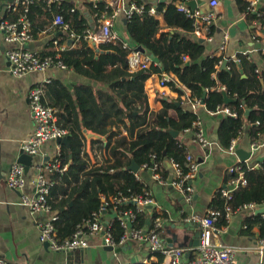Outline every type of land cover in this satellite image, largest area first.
Instances as JSON below:
<instances>
[{
  "label": "trees",
  "instance_id": "1",
  "mask_svg": "<svg viewBox=\"0 0 264 264\" xmlns=\"http://www.w3.org/2000/svg\"><path fill=\"white\" fill-rule=\"evenodd\" d=\"M134 1L145 7L141 13H134L126 21L128 37L133 44L143 47L144 51L151 54L156 62L147 69L135 72L128 71L127 51L120 42L100 44V53L97 54L83 38L87 29L93 30L98 25V15L105 9L110 11L111 7L106 0H59L50 6L41 0H35L28 11L34 32L43 30L55 15L62 16L69 31L76 34V44H70L59 52V59L77 75L104 85L97 89L84 84L69 88L58 79H50L48 84L41 85L44 90L43 101L58 108V124L68 129V145L61 144L59 151L61 162H68V166L63 172L52 174L56 184L54 183L48 195L49 204L58 213V218L54 221L58 239L71 237L77 226L91 220L101 206L102 196L108 197L117 192L143 193L148 190L127 169L131 159L142 168L143 163H151V156L155 154L163 162L165 159L177 161L182 171L187 172L186 148L180 137H173L167 129L181 133L191 126L197 114L176 106L174 101L168 99L161 100L162 107L159 110H150L144 81L151 74H174L177 79L169 83L170 87L180 93V89L174 84V80H177L208 111L227 106L236 112V117L224 115L220 122L218 137L225 147L237 137L245 124L249 128L251 139L255 140L260 134H264V69L259 70L254 60H249L242 54H237L239 62L224 55L207 54L204 42H200L197 39L200 37L193 34L194 18L177 9L176 3H185L187 0H156V7L163 11L162 18L168 28L165 31H160V21L148 12L154 0ZM236 2L243 13L255 19V26L264 31V6L259 7L257 12H251L249 1ZM36 12L47 18L43 20V24L35 18ZM16 14L9 15L8 18L15 19ZM40 54L54 55L55 50L51 46L47 52ZM260 56L264 62L262 51ZM224 60L226 65L220 68ZM224 93L231 99L228 103L224 102ZM171 109L177 112L175 117L170 115ZM116 123L127 127L130 138L114 137L113 133L108 135L107 148L112 156L110 163L106 160L88 165L86 162L81 163V158L73 160L74 151L83 146L82 126L104 134L108 125ZM242 168L246 184L235 188L230 199L221 196L219 192L215 193L209 206L222 213L216 219L217 227L225 225L223 213L226 206L233 211L241 209L246 203L260 204L264 201V160L258 167ZM167 170L164 167L161 171L163 177L167 175ZM133 206L132 203H122L117 209ZM107 210L112 211V206L108 205ZM144 211L136 214L133 226L150 227L146 223ZM156 215L153 212L150 217ZM244 224L246 229L257 224L261 237H264V218L261 214L252 213ZM108 228L115 242H119L125 231L116 215ZM156 255L157 259L148 263L139 261L127 264H162L164 257L162 254Z\"/></svg>",
  "mask_w": 264,
  "mask_h": 264
},
{
  "label": "crops",
  "instance_id": "2",
  "mask_svg": "<svg viewBox=\"0 0 264 264\" xmlns=\"http://www.w3.org/2000/svg\"><path fill=\"white\" fill-rule=\"evenodd\" d=\"M143 1L148 2L149 0ZM196 1L197 9L203 12L214 11L216 16L212 26L211 40H204L200 37L203 39L206 53L224 55L232 60V56L242 54L247 59L254 60L259 70L264 69V62L260 56L262 45L253 39V34L264 35V31L255 26V19L243 13L236 0H219V5L213 10L209 6V0ZM10 2L11 0H0V19L9 14L6 9ZM106 2L113 3L114 0H106ZM128 2L130 0H124V6H127ZM257 5L258 7L264 6V0H257ZM162 12L158 11L155 17L160 21V31H165L168 28L163 21ZM35 18H38L41 24H43V20L47 19L43 14L37 12ZM124 20V11L121 10L112 23V30L118 36L113 43L120 42L122 46L125 41L131 47L138 48L139 46L133 44L129 39ZM52 21L48 22L43 30L33 31L34 38L27 44L28 49L39 54L45 53L53 46L54 40L65 45L63 50L70 44L75 46L74 39L76 40V38L70 37L66 30L54 25ZM97 26L95 25L93 30H96ZM224 36H227V39L224 48H221L220 45ZM259 38L261 37L259 36ZM84 39L97 54L100 53V46L90 43L86 38ZM10 47L11 44L5 42L0 31V257L13 264H127L139 261L148 263L151 260H156L157 255L151 254L145 243L132 237H128L125 242L114 247L113 250H106L101 232L88 237L89 246L84 250L54 251L48 245L40 242L35 223L40 215H32L27 207L21 204L20 198L23 194L33 196L36 165L50 161L57 155L59 157L60 146L64 143L49 140L42 144L37 155H31V161L27 165L19 161L22 154L20 145L30 136L33 129V121L28 108V93L33 86H45L50 79H58L69 88L84 84L97 89L104 87V85L81 77L68 68L35 71L22 77H14L10 73L9 62L5 53ZM159 74L153 73L144 81V91L147 95L149 109L159 110L162 107L161 100L168 99L174 101L176 106H180L184 110L195 112L202 121V129L208 140L206 147H200L192 141V132L187 131V128L176 136L180 137V141L199 163L198 170L191 180L192 198L190 201L185 200L179 189L169 183L175 174L173 166L166 162L169 159H165L163 168H161V171L164 170V167L168 168L164 183L157 182L149 169L141 168L137 163L138 170L136 172L130 170L129 166L133 159H131L127 169L133 172L135 178L144 184L155 201L151 208L144 211V215L147 217V225L151 226L153 218L150 216L155 212L163 219L162 237L169 245L188 249L185 258H192L195 250L192 242L195 239L197 228H192L190 223H186L183 218L192 214L203 215L206 212L217 190L226 186L232 177L229 170L232 165L239 163L238 165L242 167H248L260 164L264 160V134H260L255 140L251 139L249 128L245 124L237 137L233 138L235 139L234 150L228 151V146L225 147L218 137L220 122L226 114L208 111L203 104L198 105L193 111L190 103L196 99L192 92L177 80H174V84L180 89V93L172 89L169 84L162 86L158 77ZM173 79H177L174 74ZM169 112L171 116L177 115L174 109ZM56 116V123L58 124V108ZM107 128L106 133L99 134L91 127L82 126L83 146L74 151L73 160L74 158H84L83 161L80 159L81 163L88 165H96L106 160L107 163H110L112 156L109 148H107L108 135L113 133L114 137L125 136L128 139L130 136L127 127L123 124H111ZM66 144L68 145V141ZM237 150L249 152L251 155L248 159L241 161L236 153ZM15 164H22L24 169L25 184L22 191L11 189L6 184L7 174L11 166ZM52 174L54 172L50 173L49 177L53 181V186L55 181ZM51 211L56 215L58 214L52 207ZM252 213L260 214L261 212H251L248 209L231 211L229 218L225 220V225L219 227L220 232L216 238L218 243L233 249L234 258L239 264L264 262V237H261L259 226L252 224L249 229L244 227L245 219ZM115 215L117 216V213L114 212V209L109 211L106 207L101 214L103 224L109 225ZM162 264L171 263L163 258Z\"/></svg>",
  "mask_w": 264,
  "mask_h": 264
},
{
  "label": "built area",
  "instance_id": "3",
  "mask_svg": "<svg viewBox=\"0 0 264 264\" xmlns=\"http://www.w3.org/2000/svg\"><path fill=\"white\" fill-rule=\"evenodd\" d=\"M35 0H11L7 6V16L0 19V31L3 34L6 43L11 44V47L6 50V58L9 62L10 73L14 77H22L30 72L46 71L48 69H65V64L59 59V52L64 49V44H60L57 40L53 42L55 54L41 55L35 51L28 49L27 44L33 40L34 33L31 29V21L28 16L30 6ZM50 6L56 4L59 0H41ZM95 2L96 0H92ZM111 7L110 11L105 9L98 15V26L96 30H86L83 38L89 40L94 45H100L105 42L114 41L118 38L116 32L112 30V23L116 16L124 11L126 21L132 17L134 13H141L144 10V4H137L134 0H130L127 6H124V0H114L113 3H108ZM219 5V0H209V6L215 9ZM177 9L184 12L187 16L194 18L193 34L196 37H202L206 40H211L210 26L213 25L216 16L214 11L203 12L199 9L192 10L185 3H176ZM251 12H257L259 9L257 0H249ZM156 0H154L148 8L151 15L158 14ZM16 14L15 19H9L8 16ZM255 21V20H254ZM52 23L58 25L69 33L70 37H76L73 31L69 32V26L63 21L62 16L55 15ZM259 36L261 38H259ZM227 36L223 37V42L220 47H224ZM253 39L261 43V51L264 53V35L253 34ZM122 47L127 50V65L131 72L144 70L149 68L151 64L156 63L153 57L146 51L131 47L125 41ZM235 62H239L237 55L232 56ZM160 84L162 86L168 84L172 78L168 73H162ZM169 77V78H168ZM28 108L33 121V129L30 136L20 145V150L30 155H37L43 143L49 140L67 135V129L56 123L57 109L43 101V87L41 85L33 86L28 93ZM202 104L199 100L190 103L191 108L195 111L198 105ZM216 112H223L226 115L237 116L236 112L231 111L227 106L218 107ZM258 123V121L256 122ZM187 131L192 132V141L204 148L208 145V140L202 129V121L196 116ZM235 139H232L227 150H234ZM185 164L188 168L187 172H183L180 164L169 159V162L174 169V177L169 181L170 184L177 187L187 201H190L193 194L191 180L195 176L199 163L185 146ZM151 163L145 162L143 168H148L152 177L160 183H164L166 179L162 176L161 168L165 162L158 160L153 154ZM234 164L229 170L232 177L227 182L226 186L218 189L217 192L221 196L230 199L232 191L239 185H245L244 170L241 165ZM260 164L248 166V168L258 167ZM67 165L63 164L57 157L47 162H41L36 165V172L33 179L34 192L33 196L26 194L21 195V204L27 207L32 215H40L36 219V227L38 230V239L42 243H47L49 248L54 251H72L75 249H86L89 246L88 237L94 234L102 233L103 243L116 247L121 245L128 237H132L146 244L151 254H162L165 260L171 264H239L233 255L231 247L220 244L216 241L220 228L216 226V219L221 216V211L215 208L208 207L203 215L192 214L185 216L183 220L186 223L196 224L200 229L199 244L194 247V257L185 258L188 253L183 247L172 246L167 243L162 237L163 219L156 215L153 217L151 226L136 227L133 226L136 214L144 211L148 207H152L155 203L153 197L148 190L143 193H128L117 192L108 197L102 196V203L97 213L93 215L91 220L77 226L71 237L66 239H58L55 235L54 221L58 218L51 211L48 202V195L53 181L49 177L52 172H63ZM188 183H185L187 182ZM6 184L9 188L22 191L25 179L24 169L22 164L12 165L6 177ZM216 192V193H217ZM122 203H132L134 206L117 209ZM108 205L112 206L114 211L117 210V218L124 229V235L119 242H115L111 236L108 225L105 226L101 219V214ZM264 207V201L260 204L251 202L242 205L241 209H248L255 212L258 208ZM231 213V208L226 206L223 216L228 219ZM261 216L264 218V211ZM0 264H13L4 258L0 257ZM254 264H264V262H256Z\"/></svg>",
  "mask_w": 264,
  "mask_h": 264
},
{
  "label": "water",
  "instance_id": "4",
  "mask_svg": "<svg viewBox=\"0 0 264 264\" xmlns=\"http://www.w3.org/2000/svg\"><path fill=\"white\" fill-rule=\"evenodd\" d=\"M159 1H162V0H159ZM185 4L187 6H189L192 10L196 9L197 7V1L196 0H187L185 2ZM124 22H126V20H124ZM200 42H203V39H199ZM138 48H141L140 46ZM226 65V60H224L222 63H221V66L220 68H224ZM224 102L225 103H228L231 99L224 93ZM247 113V112H246ZM83 131H85V129H83ZM167 131L173 136V137H176L178 135V132L174 129H167ZM91 135V134H90ZM98 136V135H97ZM57 142H62V143H66L67 142V137L66 136H63V137H60V138H57L56 139ZM236 153L238 154L239 156V159L241 161H244L246 159H248L251 155V153L249 152H243L242 150H237ZM19 161L25 165H27L30 161H31V155L30 154H27L25 152H22V154L20 155V158H19ZM169 164V163H168ZM129 169L136 172L138 170V165L134 162V160L131 161V164L129 166ZM264 211V207H260L256 210V212H262ZM187 226V225H185ZM190 226H192V228H197L196 232H195V239L194 241L192 242V244L194 246L198 245L199 244V239H200V229L198 228L197 225H192L190 224ZM45 245H48L47 243H45ZM105 249L106 250H113L114 247L111 246V245H105ZM81 250H84V249H81ZM67 252H71V251H67Z\"/></svg>",
  "mask_w": 264,
  "mask_h": 264
},
{
  "label": "bare ground",
  "instance_id": "5",
  "mask_svg": "<svg viewBox=\"0 0 264 264\" xmlns=\"http://www.w3.org/2000/svg\"><path fill=\"white\" fill-rule=\"evenodd\" d=\"M96 46H99V45H96ZM221 48H224V47H221ZM142 50H143V49H142ZM150 55H151V54H150ZM151 56H152V55H151ZM149 67H150V66H149ZM128 70H129V69H128ZM130 72H131V71H130ZM162 73H167V72H162ZM162 73H160V74L158 75L159 78H163V77H164V76H161ZM168 74H170L171 77H172V78H169V77H168L169 80L173 81V74H171V73H168ZM171 81H170V82H171ZM170 82H168V84H169ZM142 168H143V167H142ZM146 169H148V168H146ZM148 208H151V207H148ZM146 209H147V208H146ZM150 211H151V210H150Z\"/></svg>",
  "mask_w": 264,
  "mask_h": 264
}]
</instances>
